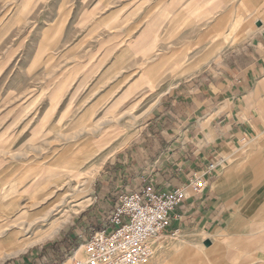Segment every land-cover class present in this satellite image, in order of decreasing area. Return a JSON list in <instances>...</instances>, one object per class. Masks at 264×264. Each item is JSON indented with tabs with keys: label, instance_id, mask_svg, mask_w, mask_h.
Returning a JSON list of instances; mask_svg holds the SVG:
<instances>
[{
	"label": "rangeland",
	"instance_id": "rangeland-1",
	"mask_svg": "<svg viewBox=\"0 0 264 264\" xmlns=\"http://www.w3.org/2000/svg\"><path fill=\"white\" fill-rule=\"evenodd\" d=\"M240 3L233 0L219 13L236 19L237 35L227 39L224 22H216L218 0H0V264L85 260V240L110 216L95 210L101 175L130 148L164 94L216 65L223 38L234 43L239 30L256 29ZM215 30L223 36L213 43ZM143 43L148 53L136 54ZM134 82L132 97L110 111ZM90 143L103 147L82 167L79 193L48 213L64 177L60 160ZM236 157L244 179H258L264 136L241 145ZM260 183L237 199L236 208L244 203L251 212L248 223L264 216ZM179 232L167 235L149 264H218V247L206 249L197 231Z\"/></svg>",
	"mask_w": 264,
	"mask_h": 264
},
{
	"label": "crops",
	"instance_id": "crops-1",
	"mask_svg": "<svg viewBox=\"0 0 264 264\" xmlns=\"http://www.w3.org/2000/svg\"><path fill=\"white\" fill-rule=\"evenodd\" d=\"M232 1L218 0L216 22H224L221 29L229 31L224 34L227 39L237 35V25L232 26L236 19L230 16L233 12L219 13L223 5ZM238 8L250 15L246 20H255L256 29L239 30L242 34L234 43H225L223 38L214 52L219 58L216 65L163 95L130 148L121 152L110 164L115 166L101 175L95 210L111 215L118 207L119 194L141 192L149 184L159 191L186 188L189 198L176 212L181 220L174 221L168 235L180 228L197 231L206 249L218 247L214 263L264 264V236L258 233L264 231V216L248 223L250 217L245 213L251 212L245 211L244 203L236 208L237 199L250 196L246 191H254L256 181L261 182L259 189L264 188V160L258 179L254 174L253 180L248 179L250 174L244 179L243 171L236 169L244 164L236 157L239 147L264 136V0H242ZM199 10L200 7L193 9L190 14ZM158 36L156 33L152 39ZM221 36L215 30L209 40L216 43ZM159 42L160 39L157 47ZM144 43L136 54L148 53ZM204 63L196 70L202 69ZM122 84L112 87L106 98ZM136 84L130 85L108 109L128 101L138 89ZM105 96L97 102L104 101ZM213 163H218V169L208 189L194 196L189 187L191 180ZM246 164L254 165L249 159Z\"/></svg>",
	"mask_w": 264,
	"mask_h": 264
},
{
	"label": "built area",
	"instance_id": "built-area-1",
	"mask_svg": "<svg viewBox=\"0 0 264 264\" xmlns=\"http://www.w3.org/2000/svg\"><path fill=\"white\" fill-rule=\"evenodd\" d=\"M217 169L218 163H213L191 180L189 187L194 196L208 189ZM188 198L186 188L159 191L154 184L147 185L141 192L119 194L118 207L103 226L85 240L82 246L85 260L77 264L151 263L158 257L174 221L181 220L176 212Z\"/></svg>",
	"mask_w": 264,
	"mask_h": 264
},
{
	"label": "bare ground",
	"instance_id": "bare-ground-1",
	"mask_svg": "<svg viewBox=\"0 0 264 264\" xmlns=\"http://www.w3.org/2000/svg\"><path fill=\"white\" fill-rule=\"evenodd\" d=\"M148 78H149V74H148ZM149 84L152 85V81L150 80V78H149ZM116 129L118 130L119 128H116ZM102 147L103 146H100V143H99V145H96V146H94V144L90 143V144L80 148V150L72 152L68 157H66L64 159L62 158L60 160V164L62 165L61 173L64 174V177H68L69 179H63L64 177H62L61 182H59L58 187H56V188H58L59 191L56 193V195L52 199V202L50 204H48V209H47L48 213L51 212V214H52V212H54L55 209H59L61 207V205L64 203V201L69 200L70 197L73 198L72 196L76 195L77 192L79 193V190L77 189L76 185H77V183H80L79 177H80L81 169L84 166V164L91 157H93V155L96 154L97 151H99V149H101ZM46 173L47 172H45V174ZM48 178H49V176H48ZM0 187H1V184H0ZM32 193H33V191H32ZM38 215H40V214H37L34 217H37ZM32 217H33V215H32ZM58 224H59L58 221L54 222L46 234L49 236L52 235L54 233V230L58 227ZM68 263H70V261H68L67 264Z\"/></svg>",
	"mask_w": 264,
	"mask_h": 264
}]
</instances>
